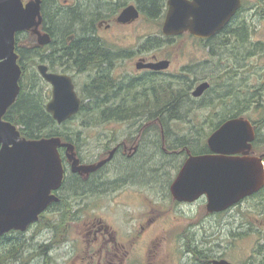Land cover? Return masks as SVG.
Listing matches in <instances>:
<instances>
[{"label": "flooded vegetation", "instance_id": "af4514ba", "mask_svg": "<svg viewBox=\"0 0 264 264\" xmlns=\"http://www.w3.org/2000/svg\"><path fill=\"white\" fill-rule=\"evenodd\" d=\"M33 1L35 0L29 2ZM54 1L60 11L73 8L80 2ZM72 1L76 3L72 5ZM167 2L168 0H165L166 13ZM263 3L264 0H241L240 9L229 23L210 38H199L190 32L176 36H165L162 33L161 41L157 40L161 44H158L156 39L151 38L150 33L144 30L137 33L130 29L142 17L148 15L139 2H126L118 6L111 16L99 17L94 23L91 38H84L83 44H72L75 35L67 37L66 43L62 44L48 33L50 43L41 45L39 39L44 34L40 27L43 23L41 0L42 21L32 30L36 40L32 46V56L37 62L34 67L37 79L33 84V91L44 96V110L53 118L47 106L53 99L54 86L43 78L39 67L46 66L49 74L70 77L81 100L80 110L71 120L79 115L96 116L99 123L109 126L102 128L109 129L108 131L98 130L94 149L88 146L86 130L91 124H84L73 130L72 127L69 129L67 122L56 126L61 129L58 132L62 135L55 138H60L63 144L72 148H59L64 178L62 185L52 191L57 200L53 201L43 214L48 215L49 223H67L75 220L82 225L80 238L85 248L83 255L77 256L79 260L86 264H126L128 260L138 257L140 245L144 246L145 254L151 257V244L161 237L156 240L148 239L149 230L159 219V215L150 213L156 210L150 193L152 189L156 192L161 189L163 196L175 205L176 212H192L196 205L204 203L210 217H227L238 208L241 238L255 239L254 247H251L250 253L241 264H264V188L243 198L235 207L215 213L209 212L205 195L193 202L181 201L172 191L189 160L212 154L208 140L216 130L230 120L246 119L243 111L219 110L217 125H211L212 134L206 141L201 142L198 136V112L202 108L198 106L201 103V106H205L206 99L215 89V83L214 78L209 75L199 78V69L207 67L211 63L210 59L215 57L216 51L219 50L215 49V44L223 43L222 49L234 55L235 50L245 45L252 47V54L257 53L260 45L250 40L251 25H255L252 21L257 18L256 12L259 13L258 8L262 7ZM247 4L255 6L247 8ZM130 5L137 7L139 18L132 23H120V14ZM248 10H254L255 17L250 16ZM105 32L107 34L104 35ZM242 33L245 34V39L240 38ZM184 40L193 42L201 53L206 52V61L185 59ZM177 41L181 44L173 45ZM237 73L239 74V71L236 75ZM203 83H209L210 87L202 96L196 97L194 93ZM21 90L20 86L18 97ZM206 104V109L211 107ZM105 116L112 118L105 121L99 119ZM247 120L254 127L257 139V123L261 118L255 121ZM256 139L249 156L262 157L264 160L263 154L256 153ZM238 156L243 157L244 154ZM152 160H156V167L151 163ZM79 168H86V171H78ZM75 178L79 179L82 191L67 197L66 191L74 185L72 181ZM106 194L120 197L129 195L139 202L141 207L138 214L131 215L130 223L134 226L132 231L119 236L118 231L105 224V219L95 216L89 210V201ZM160 212H163V209ZM166 217L169 215L164 217V221H167ZM67 228L68 224L66 230ZM209 250L211 249L194 246L191 241L184 256L189 258L192 264H212L215 260L225 259L224 256L216 259L211 257ZM155 255L157 252L153 253L152 257Z\"/></svg>", "mask_w": 264, "mask_h": 264}, {"label": "water", "instance_id": "95a60500", "mask_svg": "<svg viewBox=\"0 0 264 264\" xmlns=\"http://www.w3.org/2000/svg\"><path fill=\"white\" fill-rule=\"evenodd\" d=\"M167 5L162 28L165 36L190 32L210 38L229 23L240 9L241 0H168ZM139 15L137 7L130 5L118 21L132 23ZM41 21V0L26 5L22 0H0V237L13 230L25 232L57 200L52 191L62 185L64 178L59 148H72L60 138H23L18 127L5 119L18 98L23 73L16 35L32 31ZM50 40L48 34H43L39 42L47 45ZM39 71L54 86L47 109L61 125L78 114L81 100L70 77L49 74L43 65ZM209 87V83L201 84L194 95L202 96ZM255 139L254 127L244 118L223 124L208 140L212 154L187 162L172 188L174 195L190 202L205 195L209 212L215 213L257 193L264 188V162L262 157L249 156ZM212 264L234 263L222 259Z\"/></svg>", "mask_w": 264, "mask_h": 264}, {"label": "rangeland", "instance_id": "374dc122", "mask_svg": "<svg viewBox=\"0 0 264 264\" xmlns=\"http://www.w3.org/2000/svg\"><path fill=\"white\" fill-rule=\"evenodd\" d=\"M25 3L31 0H23ZM102 1V0H101ZM79 2V1H78ZM103 5H108L110 8L106 10V15H110L118 7L127 2V4H135L137 0H103ZM75 1H72L71 4H75ZM252 3V2H248ZM254 7L253 4H247V8ZM257 18L254 19L255 25H251L252 32L250 35V40L252 43L260 45L257 48V53L252 54L250 51L249 45L241 46L240 49L236 50V54L228 53L224 49H219L216 51L215 57L211 60V63L207 67L199 69L201 74L199 78L213 77L214 78V88L220 89V85L224 82L225 75L227 73L239 71L238 75L234 80V84L244 85V82L241 79L245 78L251 86L254 87H264V3L262 7L258 8ZM248 13H251L250 16L255 17L254 10H248ZM111 16V15H110ZM109 16V17H110ZM166 16V10L164 9L162 18L151 21L142 17L139 22L134 24L132 29L134 32L146 31L150 33L151 38L156 39V43L159 39L161 41L162 35V25L164 23ZM125 31V30H124ZM107 34L106 32L104 35ZM108 34H111L108 32ZM23 43L27 46H33L36 43L35 33L27 34L23 37ZM168 43L169 42H164ZM181 42L177 41L173 45H179ZM185 48L183 55H186L185 59L196 61H206L208 55L206 52L201 53V50L198 51L190 41L184 40ZM172 45V44H170ZM250 49L249 53L248 50ZM248 49V50H247ZM248 53V54H247ZM246 55L245 57L243 55ZM241 56L243 58L241 59ZM228 59V60H227ZM35 73V68L32 70ZM232 75L229 76L231 78ZM239 79V81H238ZM226 81V79H225ZM218 85H217V84ZM226 84V82H225ZM263 93H264V89ZM211 99V102L207 100ZM208 105L211 107L205 108L207 104H200L201 111L198 112V136L203 142L206 141L212 134L211 125L214 123L217 125V114H220L221 109H224L223 104L217 100L216 96L209 95L206 99ZM205 101V103H206ZM205 108V109H204ZM211 113H214L211 115ZM263 111L252 114L254 120H259ZM211 115V116H210ZM209 120V121H207ZM84 124L92 125L88 129V146L91 149H94V145L98 138V130L108 131L109 129H102L108 126V124L99 123V120L96 116H84L79 115L77 118L67 122L69 129L72 127V130L79 128ZM105 126V127H104ZM109 127V126H108ZM58 130H61L57 128ZM210 129V130H209ZM66 130V128H64ZM63 130V131H64ZM85 130V129H84ZM91 131V132H89ZM262 138L264 134L262 133ZM257 155L262 154L261 150L256 151ZM151 202H154V207L156 210L150 211L153 215H159V219L156 220V223L151 227L148 233V239L161 237L160 240H157L156 243L151 244V257L145 254L144 246L140 245L138 250V257L132 260H128L126 264H192L189 258L184 256L185 249L187 245L192 241L194 246H198L202 249H211L208 251L211 257L215 259L221 256L232 263L241 264L246 255L250 253L251 247H254V238L243 239L240 236V216L239 209L235 208L229 216L216 215L210 217L206 210V204L200 203L196 205L193 211H182L176 212L175 205L171 200L163 196L162 190H151L150 193ZM90 211L95 214L97 217L105 219V224L110 225L112 229L118 231V235L122 236L125 232H130L133 230L134 226L130 223L131 215L138 214V209L141 207L139 202L127 195L126 197H120L115 194H106L102 195L95 200L89 201L87 206ZM161 207V208H160ZM163 209V212H160ZM74 211V210H73ZM152 215V216H153ZM167 221H164V217ZM48 215L45 214L44 224H48ZM68 228L63 233H60L55 237L54 230L45 229L46 226H36L26 232V236L30 245V251L26 248L25 260L26 264H45L44 259L48 261V264H86L82 260H79L77 256H82L84 252L83 242L80 238V233L82 231V225L79 222L69 221L66 223L65 227ZM259 225V224H258ZM52 240L54 243L51 247L49 256L47 258H32L31 260L28 257L31 255V250L34 249V246L47 244L48 241ZM6 247V245H5ZM38 247V246H37ZM4 246L2 242L0 243V257L3 254ZM157 252V255L153 256V253ZM27 256V257H26ZM88 264V263H87ZM96 264V262H93Z\"/></svg>", "mask_w": 264, "mask_h": 264}, {"label": "trees", "instance_id": "16d2710c", "mask_svg": "<svg viewBox=\"0 0 264 264\" xmlns=\"http://www.w3.org/2000/svg\"><path fill=\"white\" fill-rule=\"evenodd\" d=\"M137 1L141 8L147 11L148 19L156 21L162 18L166 6L165 0ZM42 3L43 23L41 27L43 32L51 33L52 36L62 44L66 43L67 37L75 35V40L72 42L73 45L83 44L84 38H91L95 21L99 17L105 16L106 10L110 8L108 5L104 6V2L101 0H80L76 6L65 11H60L54 0H42ZM27 34H31V32L19 33L16 36L19 64L23 71V76L20 81L22 90L17 101L6 114L5 119L17 126L22 137L28 140H40L61 136L62 134L58 132L59 130L56 127L57 123L52 116L48 115L44 110V96L33 91V84L36 82L37 76L32 70L37 62L32 56L34 53L32 46H27L23 43V37ZM240 38L245 39V34H240ZM87 43L92 44L93 42ZM218 45L219 44H215V49H222L221 46L223 43L217 47ZM249 51L250 49L248 53ZM243 56L245 57L246 55L244 54ZM243 56H241V59ZM233 74L236 75L234 72L230 74L227 73V77L225 75L224 82L220 85V89H214L213 93L210 95L212 97L216 96L223 104L224 109L243 111L245 117L253 121L255 120L252 118V114L255 113L256 115L258 112L263 111L261 115L263 118L257 123L255 150H261L264 155V138H262V133L264 134V93L262 89H264V87L261 86L257 88L251 86L245 78L241 79L244 85L236 86L234 84L236 77H233ZM230 75H232L231 78H229ZM207 101L211 102V99ZM186 107H188V105ZM111 118L110 116H105V118L99 117V119L104 121ZM208 135H210V133ZM151 163L155 165L156 160H152ZM72 182L74 185L69 191H66V193H68L67 197L77 195L82 191V185L79 179L75 178ZM44 221L45 214L41 216L40 220L34 224L32 228L36 226H46L45 229L52 228L56 234L55 237L66 231V223L48 222V224H44ZM25 236L26 234L22 232L12 231L0 238V243L2 242L4 246L3 254L0 257V264H26L23 254H25L26 248L30 251V245L28 246L29 241ZM53 244L52 240H50L47 244L37 245L38 247L34 246L28 259L31 260L37 257L47 258L50 254V247ZM44 261L45 264H48L46 259H44Z\"/></svg>", "mask_w": 264, "mask_h": 264}, {"label": "bare ground", "instance_id": "6f19581e", "mask_svg": "<svg viewBox=\"0 0 264 264\" xmlns=\"http://www.w3.org/2000/svg\"><path fill=\"white\" fill-rule=\"evenodd\" d=\"M228 60V59H227ZM202 104V103H201ZM206 104V103H205ZM199 107V106H198ZM9 111V110H8ZM182 111V110H181ZM8 113V112H7Z\"/></svg>", "mask_w": 264, "mask_h": 264}]
</instances>
